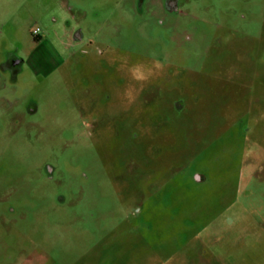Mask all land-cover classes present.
Segmentation results:
<instances>
[{
    "label": "rangeland",
    "instance_id": "rangeland-1",
    "mask_svg": "<svg viewBox=\"0 0 264 264\" xmlns=\"http://www.w3.org/2000/svg\"><path fill=\"white\" fill-rule=\"evenodd\" d=\"M0 264H264V0H0Z\"/></svg>",
    "mask_w": 264,
    "mask_h": 264
},
{
    "label": "flooded vegetation",
    "instance_id": "flooded-vegetation-1",
    "mask_svg": "<svg viewBox=\"0 0 264 264\" xmlns=\"http://www.w3.org/2000/svg\"><path fill=\"white\" fill-rule=\"evenodd\" d=\"M168 4H169V9L170 10H175V6H174V4H173V1H169L168 2ZM243 16V15H242ZM242 18V17H241ZM78 37V35H77V33H72L71 32V38H72V40H74L75 38H77ZM12 61L14 62V64L18 61L17 59H16V57H14L13 59H12ZM13 64V65H14ZM177 107H180V104L179 103H177ZM42 170L44 171V174H45V177L48 179V180H51V181H54V179H55V174H56V172H57V166L55 165V164H50V163H45V164H43V167H42ZM62 196H59L58 197V200H59V202H61V201H63V198H61ZM133 212V214H135V211L133 210L132 211ZM137 212V211H136Z\"/></svg>",
    "mask_w": 264,
    "mask_h": 264
},
{
    "label": "built area",
    "instance_id": "built-area-1",
    "mask_svg": "<svg viewBox=\"0 0 264 264\" xmlns=\"http://www.w3.org/2000/svg\"><path fill=\"white\" fill-rule=\"evenodd\" d=\"M33 33H34V34H37V33H38V29H35V30L33 31Z\"/></svg>",
    "mask_w": 264,
    "mask_h": 264
}]
</instances>
